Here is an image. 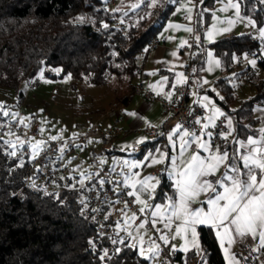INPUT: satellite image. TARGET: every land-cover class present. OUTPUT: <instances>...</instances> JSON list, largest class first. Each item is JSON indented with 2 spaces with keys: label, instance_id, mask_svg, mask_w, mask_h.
<instances>
[{
  "label": "trees",
  "instance_id": "obj_1",
  "mask_svg": "<svg viewBox=\"0 0 264 264\" xmlns=\"http://www.w3.org/2000/svg\"><path fill=\"white\" fill-rule=\"evenodd\" d=\"M114 1L111 5V0H0V88L17 89L18 97H23V85L32 82L41 69L54 76L50 68L59 66L60 75L70 73L75 83L86 79L103 85L116 76L126 86L119 101L126 98L134 90V78L139 79L136 53L150 49L147 43L165 24L176 0H160L152 9L148 0ZM240 3L245 14L264 24V5L256 0ZM135 4L140 6L134 8ZM147 13L151 15L141 20ZM196 19L201 29L200 16ZM211 45L225 74L214 81L220 93L210 87L209 92L233 114L237 137L257 134L260 118L255 109L264 107V78L251 72L247 82L255 83L256 93L233 106L237 98L229 71L236 66L235 57L255 51L260 40L244 32L221 37ZM204 55L200 38L197 72L205 65ZM258 63L264 69V58ZM245 70L237 75L243 76ZM35 119L6 118L0 109V264H147L149 259L140 256L138 248L125 246L132 242L120 235L106 213L104 223L113 233L99 231L97 215L87 200L89 190L100 185L99 175L81 183L80 173L64 172L59 161L64 159L65 164L69 158L65 148L56 151L44 176L40 167L29 174L28 165L48 139L38 145L35 156L31 144L35 136L27 140L28 153L9 154L22 150L25 138L8 121L29 126ZM54 183L59 187H52ZM113 239H123L124 244H113ZM257 248L251 237L241 239L237 251L241 264H264V248ZM178 257L184 260L180 251Z\"/></svg>",
  "mask_w": 264,
  "mask_h": 264
},
{
  "label": "crops",
  "instance_id": "obj_2",
  "mask_svg": "<svg viewBox=\"0 0 264 264\" xmlns=\"http://www.w3.org/2000/svg\"><path fill=\"white\" fill-rule=\"evenodd\" d=\"M206 0H203V4L201 5V0H176L175 5L173 7L174 11L176 5L178 4L182 9V19L179 23L182 26H184L183 31H178V34L181 36L180 40L173 39L175 38V32L168 30L164 34V38L161 39L159 36V32L156 35V37L159 40V44L157 46H154L150 48L144 58H143V70L146 72V77L144 79V88L151 89L155 93L160 95H168L173 88V85L176 84L177 80L183 81L184 76V63H185V46L188 43V38L190 32L186 30L187 27H192L193 24H196V18L197 13L199 11H202V15H200V24L201 29H199V37L201 38L202 43L204 42L206 36L208 37V32L211 31L212 27L210 25V20L212 18V6L215 3L220 2V0H209L207 3H205ZM240 2V0H238ZM188 8H192V12H188ZM240 12L244 16H250L249 14H245L242 10V6L240 3ZM167 17L169 20V17ZM192 16V20L189 21L186 17L188 15ZM166 19V21H168ZM186 20V21H185ZM186 22V23H184ZM197 25V24H196ZM216 29L218 28H226L224 26L218 27L214 26ZM244 33V32H241ZM217 34V33H216ZM218 36L224 37L229 36L231 34H239L234 33L233 31H229L228 33L219 32ZM212 37L211 40H214ZM221 38V37H220ZM217 40V39H215ZM214 40V41H215ZM200 41V40H199ZM214 41H211L214 42ZM210 43V45H211ZM183 44V47L181 45ZM204 44V43H203ZM173 53H176V55H173ZM219 58V57H218ZM220 61V59H219ZM205 68V65L202 69ZM201 69V70H202ZM198 71L196 72L195 79L197 82V87L192 89V92L190 94L189 102L190 103H197V101H200V104H212L211 108L217 107L220 108L222 112H225L226 109L217 103V101L214 99V96L209 92L208 88V82L210 80H213L214 78H218L219 76L225 74V71L221 68V62H220V68L214 71L208 76V70H202V72ZM183 74L182 76L179 74ZM167 78V79H165ZM138 81V76L134 78L133 83L135 84ZM204 81H207V83H204ZM207 96L208 100L205 101L203 97ZM233 106H236L235 104ZM120 114L123 116L122 120V127L125 131L111 135L106 136L105 138L102 137L99 141L104 143L105 150L108 153H119V155H122L123 157L114 161L112 164L105 163V165H108L112 167L116 173L118 179L122 182L123 185H125L127 188H129L130 191H133L131 188V183L135 180L143 179L147 176L155 177L159 183L157 184L155 191L152 194V197L149 198L147 193H144L143 191H139L137 195L140 199L145 200L147 204H140L141 208H146L151 203L152 199H155L156 194L160 187L163 186V192L161 196L158 198L155 207L154 212H156V219L158 220V223L155 225V229H163V231L168 235L169 237V244L172 246H175V249L182 252L183 255V262L184 264H201V255L204 251H206V264H228V257L232 258V256L238 257L240 264L241 259L237 255V251L239 249V242L241 239L239 236H237L235 233H230L228 236H223V244L220 243L221 237H217L215 235L216 229L215 228H209L206 225L198 226L197 227V237H196V243L199 245L200 251L197 250L196 246L192 243V237L189 234L187 238V242L185 241L184 234H181L180 236H176L175 239L172 237L174 236V232L165 229L163 227V221L169 214V209L167 205L169 204V201L166 199V197H173L177 198L178 194L175 189V177L171 175L174 165L169 161L166 160L163 163H157L152 164L148 159L147 155L149 152H153L156 149H159V152H155L156 159H160V152L167 153L170 157L171 161H177V164L175 165L176 168L180 167V161H187L190 156L196 152H199V154L203 157H206L209 155V153L204 152L203 149H199L197 145L192 144L190 147L185 148L183 152L179 150L180 145V136L183 135V131L187 130L189 132H194L191 130H188L187 128L183 127L175 133L173 136V140L175 141V146H173V142L170 141L167 138L162 137H149L145 139L147 136L143 128L147 125H157L160 124L164 118L165 115L163 113V109L161 104L158 101L150 100L147 97L138 94L136 92L131 91L126 98H123L120 101L119 106ZM135 115H132V114ZM230 113V118L232 120V129H228V125H226L225 132L230 131V135L228 136V141L223 140L221 144H216L213 146H220L222 149L224 147L228 148L229 153L237 147V145L234 143L237 138L240 140H245V138H253L258 139L261 136V130H264V107L256 108L255 113L260 118L259 122V131L255 135H249L248 137H237L236 136V124L235 119L233 117V114ZM212 111L206 115L205 122H207V117L212 115ZM219 118V117H217ZM112 121V120H111ZM180 125V124H179ZM174 127L171 128L169 133L173 130ZM211 128V127H210ZM210 130V129H209ZM168 133V134H169ZM187 139V137H185ZM143 140L142 143H139L138 141ZM121 142V145L117 147V144ZM127 149V151L125 150ZM242 151L246 152L248 151L247 148L243 149ZM92 153L96 155L97 153L92 150ZM127 162V163H125ZM130 163H138L140 165L139 168H129L128 164ZM166 165L167 166V172L164 181L166 182V185L163 184L162 179L159 175L155 174V170L159 167H162ZM95 165H94V172L95 171ZM149 167L150 171H147L146 169ZM70 173L76 174L80 171V165H76L75 167H69ZM92 171V172H93ZM133 172L138 173V176L132 177L131 174ZM224 172V169L221 168L220 171L216 172V177H220ZM94 176L95 173H94ZM101 177H99L100 179ZM128 178V179H126ZM209 179H212V177H209ZM259 179V177H258ZM139 188V185L137 184V189ZM211 195L209 192L207 195H200L196 202L192 204L193 208L204 206L205 210L207 211L206 205H201L199 201H206L208 197ZM156 206H160L159 211H157ZM106 214L111 219L112 223L114 224L116 230L122 235L124 238H129L131 241V237H129V232H131V229L133 230L132 235L136 233L137 236L142 237L144 239L146 244L150 245V241L154 239L157 244H159L158 239L155 237L154 233H152L151 238L147 237L143 234V231H148L151 233V230L147 227L145 221H137L136 214L126 205L120 204L119 202H115L112 205H110L106 211ZM133 215L136 216L135 220H132L131 218ZM126 220L128 222H126ZM143 223L144 227L140 228L139 225ZM178 226L177 221H173L171 227L174 229ZM159 233V232H158ZM160 234V233H159ZM153 237V238H152ZM229 239H232V243H229ZM253 239V238H252ZM256 245H259V239L258 237L256 239H253ZM231 255V256H229ZM159 258H160V264H163V258L161 259L162 255L159 252ZM264 256V251H263ZM149 262V261H148Z\"/></svg>",
  "mask_w": 264,
  "mask_h": 264
},
{
  "label": "snow or ice",
  "instance_id": "obj_3",
  "mask_svg": "<svg viewBox=\"0 0 264 264\" xmlns=\"http://www.w3.org/2000/svg\"><path fill=\"white\" fill-rule=\"evenodd\" d=\"M144 0H141L143 3ZM203 0H201V3ZM257 3L264 5V0H256ZM160 4V0H148V5L150 7H157ZM139 4L133 5V7H139ZM227 7L235 9V14L238 18L240 17V2L232 3L231 0ZM192 8H188V12H192ZM151 13H147L145 16L141 17V20L146 19ZM198 17L202 15V11L197 13ZM189 21L192 20V16L189 14L186 17ZM83 19V18H81ZM199 22V21H198ZM235 23L233 20H229L228 24L231 26ZM248 23L252 26L257 27L260 32L261 37H264V26H259L258 21L254 19H249ZM105 28L108 27L107 24L104 25ZM169 27H177V25H169ZM188 32H193L192 27H187ZM231 30L228 28H219L215 31H209L208 37L211 40L213 35L219 32L228 33ZM197 41L200 40L199 36H196ZM183 47V44L181 45ZM147 50V49H145ZM176 55V53H173ZM211 57L212 53H208ZM245 59H247V54H245ZM216 65L220 64L219 60H215ZM248 63L255 65L257 63L256 59L249 60ZM211 70V68L209 69ZM56 72L62 71V69H54ZM195 71V69H193ZM179 75H183L182 73ZM167 79V78H165ZM184 81L177 80L176 83L180 84ZM207 83V81H204ZM175 85H173V89ZM169 99L171 96L169 95ZM205 101L208 97H203ZM221 100L224 97H220ZM200 101H197L199 103ZM202 107H209L208 104H203ZM212 115L207 117V122L202 123L201 118H196L194 123L200 124L201 128L197 132H189L187 130L183 131V135L180 136L179 150L183 152L185 148L190 147L192 144L197 145L199 149H203L204 152L209 153L208 156L203 157L196 152L190 156L187 161H180V167L176 168L175 165L177 161H171L167 153L160 152V159H156L155 152H159V149L149 152L147 159L152 164L163 163L169 160L173 165V171L170 173L175 177V189L178 194L177 198L166 197L169 201L167 205L169 209L168 216L163 221V227L174 232L175 239L176 236L184 234L185 241L187 242L188 235L190 234L192 243L196 246L197 250L200 251L199 245L196 243L197 237V227L206 225L209 228H215V235L221 237L220 243L223 244V236H228L230 233H235L240 238L251 237L259 239V248H264V130H261V136L258 139L245 138V140H237L234 142L237 147L231 152L228 151L227 147L223 149L220 146H213V132L210 129L216 128L215 123L217 117H224L227 121L228 129H232V120L220 108L213 107L211 109ZM4 115H9V113L4 112ZM132 115H135L134 113ZM223 124V121H221ZM182 128L181 125L177 124L174 126L173 130L168 134V139L173 142L175 146V141L173 136L177 131ZM229 132H216L215 136L217 138H223V140L228 141ZM187 137V139H185ZM51 139L56 140L57 137H52ZM142 143L143 140L138 141ZM33 151L39 150L38 145H33ZM247 148L248 151L244 152L243 149ZM63 151V148L60 149ZM12 156H16V152L12 151L9 153ZM127 163V162H125ZM23 166L22 164L20 165ZM129 168L135 169L139 168L138 163L128 164ZM223 168L224 172L220 177H216V172ZM132 177L138 176V173L133 172ZM212 177V179H209ZM259 177V179H258ZM128 179V178H126ZM101 184L104 183L103 180L100 181ZM159 181L152 176H147L140 180H135L131 183V188L133 191H128L126 195L136 197V202L140 204H147L145 200L139 198L137 193L143 191L147 193L149 198L152 197L153 192ZM137 184L139 188L137 189ZM32 187H37L35 184ZM211 195L206 201H199L201 205H206L207 211L204 206L193 208L192 204L197 201L198 197L202 194ZM15 195V193H13ZM83 203V202H82ZM127 205V202H124ZM157 211H159L160 206H156ZM139 211L143 213L145 208H140ZM153 219L150 221L153 227L158 223L156 217V212L151 214ZM132 220L136 219L133 215ZM173 221L178 222V226L172 229L171 225ZM126 222H128L126 220ZM140 228L144 227V224L139 225ZM160 233L158 239L163 242L164 245L169 244V237L163 231V229H156ZM129 237H132V233L129 232ZM232 239H229V243H232ZM113 244L121 245L124 244L123 239H113ZM144 241L141 238L139 244V255L144 256ZM126 247L137 248V244L125 245ZM120 248H116V254H119ZM171 251H175V246H173ZM149 256L146 258L153 260L159 255L160 245L156 243L155 240L150 241V247L148 248ZM104 256H108L107 250L104 252ZM206 251L201 255V264H206ZM101 259H104L102 256ZM233 264V262H230ZM238 264V262H235Z\"/></svg>",
  "mask_w": 264,
  "mask_h": 264
},
{
  "label": "rangeland",
  "instance_id": "obj_4",
  "mask_svg": "<svg viewBox=\"0 0 264 264\" xmlns=\"http://www.w3.org/2000/svg\"><path fill=\"white\" fill-rule=\"evenodd\" d=\"M130 2L132 0H129ZM230 0H220L219 4L215 3L212 6V18L210 20V25L213 26L211 31H215L214 26H224L226 28L230 27L231 31L234 33L250 32L254 37L260 40L261 43L264 41V37H261L260 32L257 27L252 26L248 23L249 19H254L252 16H244L240 12V17L238 18L235 14V9L227 7ZM232 3L239 2L238 0H231ZM203 2L200 6H202ZM149 8H153L150 7ZM182 9L177 4L174 11L171 13L169 20L165 22L159 31V36L161 39L164 38V34L168 31L175 32V41L180 40L181 36L178 31H183L184 26L179 25L182 19ZM233 20L235 23L229 25L228 21ZM186 21V20H185ZM186 23V22H184ZM169 25H177V27H169ZM259 25V24H258ZM264 26V24L259 25ZM219 29V28H218ZM191 33V32H190ZM190 35V34H189ZM219 34H214L213 38L219 39L221 36ZM209 37L206 36L204 40V52H205V70H208V76L217 69L220 68V64L216 65L215 60H219L215 48L210 45L211 41ZM208 53H212L210 57ZM245 56L244 53L235 57L236 66L233 70L229 71L231 76L230 81L235 87L236 93V103L237 106L243 99L248 98L256 93V85L254 82L248 81L244 83L243 76H238L237 72L245 69H249L250 72H254L260 78H264V69L259 66V59L264 58V51L262 55H257L252 59H256L257 63L253 66L248 62H241V57ZM250 59V60H252ZM211 68V70H209ZM51 71L56 74L54 76L48 75L46 70L41 69L32 82H27L23 85L24 95L23 97H18L17 89L13 88H0V109L2 113L7 112L9 115H5L6 118H36L40 122V136L32 137L31 144L39 145L44 141V139H49L52 137H68L76 133L86 131L91 127L103 128L112 123V118L107 114V112L112 109H118L120 106V96L121 90L126 86L123 80L118 79L116 76H111L108 81L103 85H97L88 82L86 79L77 80L72 77L70 73L60 75V72L54 71V69H61L59 66L51 67ZM202 69V70H204ZM201 70V72H202ZM213 75V74H212ZM210 80L208 82V88L214 89L218 95L220 92L215 87L214 81ZM75 83V84H74ZM196 88V87H195ZM210 108L211 105L208 104ZM4 115V114H3ZM147 139L148 136H145ZM101 137H94L90 140L89 144L79 145L76 151L72 153L69 158L65 159V164L69 167H75L80 165L79 173L81 176L78 181L84 183L88 178L98 176V170L94 172L93 168L95 166H103L105 163L112 164L114 161L122 158L119 153H108L105 150L104 143L99 141ZM121 145V142L117 144V147ZM33 150V147H32ZM94 150L97 154L92 153ZM127 151V149H125ZM38 151L34 152L33 155H37ZM149 170V167L146 169ZM93 171V172H92ZM74 176V174H73ZM100 177V176H98ZM52 187H59L58 184H52ZM133 230L131 229V233ZM151 233L148 231H143V234L151 238ZM142 237L137 236V231L131 237L132 244L138 245ZM153 238V237H152ZM154 240V239H152ZM144 241V239H143ZM149 244L144 241V256H149L148 252ZM231 256V255H229ZM163 257H161L162 259ZM230 262L240 261L235 255L232 258L228 257V264ZM147 264H160V258L157 255L155 259L149 260Z\"/></svg>",
  "mask_w": 264,
  "mask_h": 264
},
{
  "label": "built area",
  "instance_id": "obj_5",
  "mask_svg": "<svg viewBox=\"0 0 264 264\" xmlns=\"http://www.w3.org/2000/svg\"><path fill=\"white\" fill-rule=\"evenodd\" d=\"M110 3L111 5H114L115 1L111 0ZM193 30L194 31L191 32L188 38V43L184 48L186 53L184 63V82L174 84L175 88H172L168 95L163 96L155 93L151 89L144 88L143 83L146 77V72L143 70V58L147 52L145 50L146 47L140 49L135 55V63L140 68V73L139 79L134 86V92L141 94L150 100L158 101L161 104L165 115L164 120L160 124H151L143 128L144 133L149 137L167 138L171 128L177 124H180L188 130L197 132L200 130L201 125L195 124V119L201 118L202 123H204L206 115L211 112V107H202L203 104L189 102L192 89L197 87L195 75L198 68L199 53V41L195 39L196 36H199V29L196 24H193ZM158 44L159 40L156 36H154L149 40L147 46L152 48ZM263 51L264 41L255 51L244 53V55L247 54V59H245V56L242 55L240 61L248 62L257 55H262ZM193 69H195V71H193ZM250 73L249 69L244 71V83L247 82ZM169 95L171 96V99H169ZM224 113L227 116H230V113L227 110ZM107 114L112 118V123L106 127L99 129L96 126L91 127L86 131L76 133L72 136L58 137L56 140L49 138L47 146L44 147L41 153L35 157L34 161L28 165V173L32 174L37 167H40L42 176H44L49 167L53 164L52 158L56 155V151L60 148H65L66 156H70L76 151L77 146L89 144L90 140L94 137L102 138L104 136H111L125 131L122 127L123 116L117 112L116 108L110 109ZM221 121H223V124H221ZM8 123L17 134L25 138L22 150L16 152L17 155L21 157L24 153H28L30 151L27 140L32 136H40V122L35 119L29 126L15 120H9ZM215 123L217 127L210 128L214 134L212 141L214 145L221 144L223 142V138H217L215 133L218 131L225 132L227 121L224 120V117H219L216 119ZM59 164L64 172L70 171L69 166L64 164V159L60 160ZM95 170H98V174L104 183H100L99 186L92 187L87 193V200L94 208L95 215H97L99 231L108 235L113 233V229L104 223L105 213L108 207L113 203L119 202L120 204L126 205L124 203L126 201V206H128L136 214L137 221H145L147 227L158 239L160 234L156 231L150 221L153 219L151 214L154 212L155 204L163 192V186L158 190L155 199H152L149 206L145 208L143 213H141L139 211L141 207L139 203L136 202V197L126 195V193L130 190L118 179L117 173L112 167L108 165L100 167L96 166ZM166 172V165L155 170V174L159 175L162 181L165 179ZM158 241L160 245V253L165 264H184L183 260L178 257L177 249H175V251H171L170 249L173 247L171 244L164 245L159 239Z\"/></svg>",
  "mask_w": 264,
  "mask_h": 264
}]
</instances>
